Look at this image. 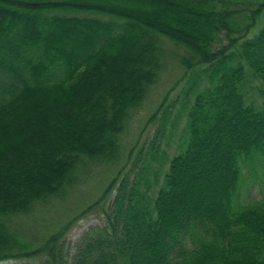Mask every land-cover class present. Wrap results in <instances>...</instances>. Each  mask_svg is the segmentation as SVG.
Wrapping results in <instances>:
<instances>
[{"label":"trees","instance_id":"1","mask_svg":"<svg viewBox=\"0 0 264 264\" xmlns=\"http://www.w3.org/2000/svg\"><path fill=\"white\" fill-rule=\"evenodd\" d=\"M263 15L264 0H0V262L264 264V196L242 201L246 164L264 167ZM166 41L183 74L134 155L123 138L172 63ZM180 85L193 100L170 155ZM87 165L121 169L101 224L73 247L77 218L44 238L15 225L65 199Z\"/></svg>","mask_w":264,"mask_h":264},{"label":"rangeland","instance_id":"2","mask_svg":"<svg viewBox=\"0 0 264 264\" xmlns=\"http://www.w3.org/2000/svg\"><path fill=\"white\" fill-rule=\"evenodd\" d=\"M262 25H264V15L259 20L255 29L257 30ZM165 46L172 57V63H169L165 71L162 73L159 84L151 89L150 95L144 106L135 113L123 138V143L126 147H129L131 144H136L134 155L136 152L138 154V152L144 148V153L146 152V149L158 127V123L148 125L147 119L159 107L158 105L162 102L165 93L183 74L173 58L174 53H180L183 52V50L172 44L170 41H166ZM181 89L182 85L176 88V91L172 95H180ZM247 94L249 102H255L256 104L260 102V95L257 90L250 89ZM181 98L182 100L177 103L171 114L167 115L164 137L161 138L163 141V148L167 151V154L170 155H173L176 152L175 148L177 145L175 142L182 129L184 117L186 115L184 113L185 111H181L180 116V113L177 112V110L183 102H189V105H191L192 102L190 103V100H193V95L181 94ZM246 165L247 166H245L244 170L245 178L242 188V201L247 200L248 198H260L264 196V167H262L258 161L253 163L250 162ZM91 166L92 165L84 166L86 167L84 174L79 179L76 187L68 191L65 199H62L59 202H53L45 207L40 205V207L34 212L23 217L19 223L17 221V224H14L20 225L23 231L28 232L35 238H38L39 236L42 238L44 233L77 218L63 238L67 245L73 247L85 231L92 226H98L102 223V212L110 199L105 202H99L98 200L107 185L121 170L120 168L118 170L117 166H110L109 168L95 166L92 167L93 169L90 173L88 169ZM128 168L126 170H128ZM110 198H113V195H111ZM89 206L92 207L89 208ZM84 211L85 213L82 214ZM38 263L39 258L0 262V264Z\"/></svg>","mask_w":264,"mask_h":264}]
</instances>
